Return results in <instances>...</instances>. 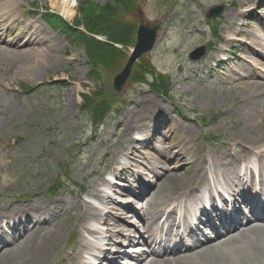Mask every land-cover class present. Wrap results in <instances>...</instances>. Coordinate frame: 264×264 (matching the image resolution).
I'll return each instance as SVG.
<instances>
[{"label": "rangeland", "instance_id": "374dc122", "mask_svg": "<svg viewBox=\"0 0 264 264\" xmlns=\"http://www.w3.org/2000/svg\"><path fill=\"white\" fill-rule=\"evenodd\" d=\"M102 1V0H100ZM190 0H184L182 1L186 5H188ZM205 1V0H204ZM230 1L233 2V5H237V7H231L229 10H227V14L225 21H229V18H232V21H235V12H233L236 9H239L241 6V3H243L245 0H206L204 5L206 6H213V5H219L223 2ZM257 0H251L252 4H254ZM46 1L41 0V3L44 4ZM50 4V1H49ZM51 5V4H50ZM146 4L144 5V11L137 10L135 13V19L133 21L138 25L143 19H150L154 18L156 14L153 15L152 9L156 10V5L147 6L145 8ZM52 7V5H51ZM50 7V8H51ZM180 12V10H179ZM198 22L203 26L205 30H207V36L209 35L210 28L206 25V22L203 21L205 11L200 7L198 9ZM174 17H172L173 19ZM245 19V18H244ZM242 19L241 22L244 24L241 29L252 31L253 28L256 29V25L253 23H250L246 25V21ZM208 23V22H207ZM259 25L258 22H255ZM209 24V23H208ZM226 29H228L226 27ZM223 31V30H222ZM219 32L221 30L219 29ZM256 32H260L259 30H255ZM179 36L186 37L183 34H169L168 38L164 40V36L161 39V44L159 46V51L162 54H159L158 56H163L164 61L171 66H174L176 61H173L174 58H180V53L187 54L190 52L193 48L198 46L201 42L200 40H192V42L189 45H184V48L181 47V42H179ZM252 37V36H251ZM264 35H255L253 38H256L258 42H261L264 44ZM64 42L62 46L59 47L61 49L58 56L53 55L49 57H44L42 62H45L46 60H49L48 65L45 64V66H42L39 64V57L36 55H27L24 58H18L17 60H10L6 57L3 60H0V72L7 79L8 84L6 85V88L4 91H1L2 96V103L0 104V132L1 133H8L13 134L17 131V129L23 127L24 125L30 123V118H32V122H36L35 126L37 125V129H39L38 133H35L31 131V128L28 131H25L26 133L31 132V139L28 140V143H31L33 146H35L38 152L41 151V145L48 140V138H39V135L45 134V131L47 130V127H51L52 131L54 133L50 134V137L52 138V142L54 140L58 139L59 137H62V139L59 142L58 149H61L64 146L68 145V138L70 140H76L80 138L81 133L84 130L87 114L84 112L81 108L82 105V98L81 95L83 93L88 92H94L99 89V86L101 85L100 82H94L88 80V73L90 70V67L88 65L87 58L85 57V53L82 48L80 47H73L68 44V41L66 39H63ZM216 41V40H215ZM254 41V39H253ZM256 46L259 47L257 43L254 42ZM176 47H179L177 52L174 51ZM70 53V57L68 58L67 55ZM73 53V54H72ZM54 54H57L55 51ZM28 59V60H26ZM26 61V63H25ZM164 63V62H162ZM259 72L252 71L253 74L249 75V78L245 80H241V83L247 84L249 87H246L244 84L241 85L242 88L239 90V96L245 97L246 96H252L256 97L257 94V87L250 86L255 80V77L263 76L264 77V62L263 64L258 65ZM68 72L66 75L70 79L66 80L63 83V79L58 78L62 72ZM40 75V77H38ZM115 74L103 71L102 72V78L104 79V83L109 87L112 83V80L114 78ZM37 78L35 81H31L30 79ZM239 79V76H238ZM58 80L60 82H58ZM261 81V80H260ZM264 83V81H261ZM22 85L27 86H39L47 88L51 91L50 97L49 95H40L37 92H30L29 98L23 97L21 95V92L19 89H23ZM35 85V86H34ZM66 85V87H65ZM240 85V84H239ZM179 86L181 87V92H175L176 97L174 100H169L166 98H157L159 100V103L164 105L169 110H173L171 107L176 108L180 107L185 104V99L188 95H191V97L187 101V108L188 109H196L198 114H204L207 117L211 115L209 111H212L213 109H216L217 102L212 97L213 94L219 95V90L222 88H225L226 85L223 84H215L212 85L210 88H207L205 90L199 91H193L190 92L191 86L186 85V83H180ZM12 88L11 90H9ZM61 89V90H60ZM9 92L7 93V91ZM17 93V94H15ZM31 93H37L31 95ZM139 90H132L128 89L125 97H129L127 104L124 105L123 111L120 114H113L112 119H108V123L106 126H103V133L108 134L109 132L116 131L117 133L120 131L117 127V122H120V119L123 118V116L126 114V109L128 108L129 102L132 99L136 100H143V96L137 97L136 95L139 94ZM264 94L261 93L260 96L257 97V102H260ZM253 100V99H252ZM254 102V100H253ZM186 106H182L183 109H187ZM255 112L258 115L264 114L263 106L257 105L256 102L253 105ZM141 108V107H140ZM54 109V110H53ZM165 109L164 107L162 108ZM52 110V111H51ZM135 118L140 116V112L138 110L135 111ZM172 115L174 118H177V115L174 111H172ZM128 118L130 116H127ZM127 118V121H128ZM199 120V123L202 125L203 120ZM228 126H226L227 128ZM213 129H210L211 135H215L216 133H223L224 131L222 128H218L215 132L216 127L212 126ZM65 134V135H64ZM91 139H89L90 141ZM200 144L206 145L205 148L203 147V150L205 153H208L209 155L213 152V147L210 146V143H205L203 140H199ZM99 146V144L95 143L93 145L94 148ZM101 147V146H100ZM102 148V147H101ZM117 147H114V150H116ZM53 148L50 147L49 151H52ZM65 151L68 153L69 148H65ZM59 152V151H57ZM11 156H13V161H18L16 158V155L12 153V151L9 152ZM216 154H220V151H217ZM62 158H66L63 157ZM29 160V156L25 157L23 161L16 164L15 167H12V169L9 170L12 175H14L17 172V168L19 171L22 169H25V167H28L26 160ZM50 160V158H49ZM52 163V162H51ZM33 168V167H32ZM30 169V167H28ZM59 177V171L53 172V177ZM9 178L7 176L4 177V182L7 184V180ZM52 179V177H51ZM27 184V183H26ZM25 188V187H24ZM23 191H26L23 190ZM22 191V192H23ZM52 212V210H50ZM52 251L50 248H47L45 253L41 256H38L35 258L37 260L36 264H42V261H45L46 256L51 254Z\"/></svg>", "mask_w": 264, "mask_h": 264}, {"label": "bare ground", "instance_id": "6f19581e", "mask_svg": "<svg viewBox=\"0 0 264 264\" xmlns=\"http://www.w3.org/2000/svg\"><path fill=\"white\" fill-rule=\"evenodd\" d=\"M52 2H53L54 7L57 8L60 11V13L63 14L65 17H68V18L73 17V16H71V15H73V13L70 14V11H71L70 9L73 8V4L71 3V0H63L61 2L58 0H52ZM254 42L257 43L259 45V47L264 50V44L263 43L258 42L256 38H254ZM260 48H259V50H261ZM53 49H55V48H48L47 47L46 50L39 52V54L49 55V53H51ZM28 53H32V51H29ZM21 55H23V54H21ZM254 56H257V55H254ZM253 58L255 59V57H253ZM33 80L35 81V80H37V78H34ZM255 87H259L257 89L259 92H264V85L263 84L256 85ZM153 103H154V101L150 100L148 102V105L144 106V108L148 110V108L150 106H153ZM241 104H246V103H244V102L238 103V105H241ZM242 114H247L246 110L242 111ZM125 127H129V126L125 125ZM261 132H262V135L260 134L261 136H259L256 140L251 142V145L256 147L254 152H261L262 149L264 148V126H263ZM243 139H245L244 134H243V132H240L236 136V139L234 142L235 143L241 142V141H243ZM135 159H137V158L135 157ZM219 172L220 171H217L216 173H219ZM236 175L237 176H235L233 178L226 179L228 181V185H233L232 182H235V181H238L239 183H241L242 178L240 177V175H238V173H236ZM182 178L183 177L179 176L178 174H171V175H168L166 178H164L162 180V182H163V184H166V185L176 186L178 184H182ZM206 181H207V179H206ZM215 185H216V187H215L216 190L220 189V185H218V184H215ZM204 186H205V188L212 190V187H211L209 181ZM162 193H163V190H162V188H160L158 190V194H162ZM161 196L162 195H160L158 197V199H160ZM31 211L35 212L36 217L41 219V218L46 216L47 209H46L45 205H43V203H40L39 208L37 210L32 209ZM38 221L39 220L37 219V222ZM13 226L16 227V224H13ZM18 241H23V243H24V245L22 246L21 251H20V253H21L20 258L22 256H24L25 253L27 255H34V253L38 252V250H39V247H38L39 239L32 237L30 234H25L23 237H20ZM228 242L230 244H232L234 242V240L229 238ZM1 243H2V240H0V245H1ZM1 246H3V245H1ZM215 247H218V246H211L209 248L210 252H215V253L220 254V252L218 250H214ZM0 248H1V250H3V247H0ZM7 251L9 252V249ZM7 251L6 250L3 252L1 251V253H0V264H14V263H12V259H8L7 262H4V258L6 256ZM215 253L211 254V255H209V254L205 255L204 254V255L200 256L197 260L193 261L191 264H228V263L223 262V258H221V256H220L221 254L218 255ZM263 257H264V231H260V232H258L256 239L247 247L246 251H244L241 254L238 253V256L236 257L235 260H233V259H226V260H228L229 262H234L233 264H240V263H244V262L252 263L251 260L261 259Z\"/></svg>", "mask_w": 264, "mask_h": 264}, {"label": "trees", "instance_id": "16d2710c", "mask_svg": "<svg viewBox=\"0 0 264 264\" xmlns=\"http://www.w3.org/2000/svg\"><path fill=\"white\" fill-rule=\"evenodd\" d=\"M115 7L108 10V13L97 18L104 17V23L96 22L91 15L85 14L84 21L90 31L96 33L108 34L111 41L121 44H130L133 41L132 29L129 24H119L121 20V10L126 8V0H116ZM112 6V5H111ZM123 12V11H122ZM107 17V20H106ZM82 40L87 39L86 35L80 36ZM86 47L93 59L100 64L108 65L112 60L116 59L121 53L111 44H102L100 42L86 44Z\"/></svg>", "mask_w": 264, "mask_h": 264}, {"label": "water", "instance_id": "95a60500", "mask_svg": "<svg viewBox=\"0 0 264 264\" xmlns=\"http://www.w3.org/2000/svg\"><path fill=\"white\" fill-rule=\"evenodd\" d=\"M222 10H223L222 8H219L218 10L212 11V14L209 17L220 15ZM154 42H155V32L146 29L144 26H141L139 30L138 45L136 48V52L134 53L127 69L120 76L122 77L123 80H125L126 76L129 74L131 64L135 60V58L138 55H140L142 52L152 48V46L154 45Z\"/></svg>", "mask_w": 264, "mask_h": 264}]
</instances>
